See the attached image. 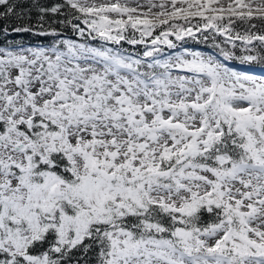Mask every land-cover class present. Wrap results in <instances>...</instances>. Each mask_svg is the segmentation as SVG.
<instances>
[{
	"label": "snow or ice",
	"instance_id": "snow-or-ice-1",
	"mask_svg": "<svg viewBox=\"0 0 264 264\" xmlns=\"http://www.w3.org/2000/svg\"><path fill=\"white\" fill-rule=\"evenodd\" d=\"M230 60L264 65V0H0V264H264V74Z\"/></svg>",
	"mask_w": 264,
	"mask_h": 264
},
{
	"label": "trees",
	"instance_id": "trees-1",
	"mask_svg": "<svg viewBox=\"0 0 264 264\" xmlns=\"http://www.w3.org/2000/svg\"><path fill=\"white\" fill-rule=\"evenodd\" d=\"M254 22L257 23V25H259V21H254ZM65 35L67 38L80 39L76 34L72 33L71 31L66 30ZM204 35L209 36V39L207 41H205L200 36V34L198 33L196 39H193L191 37H186L185 41L177 42V43H178V45L182 44L184 47L194 49V50L202 49V50L210 51V52L216 54L218 57H219V53H220V48L216 47V45L220 44L221 48H227L228 47L226 44H221V41L223 39L222 37L215 35V34H212L210 32L204 33ZM10 39H16L18 41L21 38L15 37V38H10ZM23 40L25 42H28V41H31L32 43L37 42V39H34L32 37H29V36L23 37ZM44 42L47 43L48 41H44ZM88 42L94 46H104L105 45V42L100 41V40H95V41L89 40ZM106 46L107 47L122 48L123 50H126L127 52H133V53H139L143 48L142 45L132 46V45H129L125 42H121V45H114L111 42H109V43H107ZM179 50H181L179 47L176 50L168 49L167 46L163 47V52L166 54H171L174 51H179ZM236 55L239 56V55H241V53L239 51H237ZM226 62L228 64H234V65L235 64H242L238 60H230V61H226ZM252 66L264 67V65H260V64H252Z\"/></svg>",
	"mask_w": 264,
	"mask_h": 264
},
{
	"label": "rangeland",
	"instance_id": "rangeland-1",
	"mask_svg": "<svg viewBox=\"0 0 264 264\" xmlns=\"http://www.w3.org/2000/svg\"><path fill=\"white\" fill-rule=\"evenodd\" d=\"M143 2V0H142ZM132 6H135L134 4ZM77 40H80V39H77ZM94 46V45H93ZM190 49V48H189ZM190 50H194V49H190ZM199 51L203 52L205 55L207 54H213L215 56H217L216 54L210 52V51H207V50H202V49H198ZM229 66H232V67H236L240 70H243L242 68H244L245 70H249V69H252V70H255L256 74H264L261 72V69H264V67H255V66H252V65H247V64H229Z\"/></svg>",
	"mask_w": 264,
	"mask_h": 264
},
{
	"label": "bare ground",
	"instance_id": "bare-ground-1",
	"mask_svg": "<svg viewBox=\"0 0 264 264\" xmlns=\"http://www.w3.org/2000/svg\"><path fill=\"white\" fill-rule=\"evenodd\" d=\"M243 70H245L244 68H242Z\"/></svg>",
	"mask_w": 264,
	"mask_h": 264
}]
</instances>
